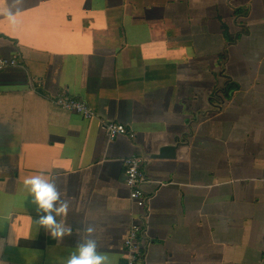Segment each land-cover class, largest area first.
Listing matches in <instances>:
<instances>
[{
    "label": "crops",
    "instance_id": "crops-1",
    "mask_svg": "<svg viewBox=\"0 0 264 264\" xmlns=\"http://www.w3.org/2000/svg\"><path fill=\"white\" fill-rule=\"evenodd\" d=\"M0 56L20 62L0 71V264H66L85 225L122 264L133 222L141 264H264V0H0ZM63 91L98 119L56 105ZM193 103L212 113L175 160L144 166L133 206L124 160L187 132ZM100 119L134 137L109 142ZM38 174L69 203L62 240L36 223L23 180Z\"/></svg>",
    "mask_w": 264,
    "mask_h": 264
},
{
    "label": "built area",
    "instance_id": "built-area-1",
    "mask_svg": "<svg viewBox=\"0 0 264 264\" xmlns=\"http://www.w3.org/2000/svg\"><path fill=\"white\" fill-rule=\"evenodd\" d=\"M20 62L16 58L0 56V71L18 67ZM36 91V89H33ZM54 103L63 110L82 115L86 120L98 119L97 113L83 97L70 96L67 92H61L54 98ZM108 136L109 142H113L119 136L134 135L128 131L125 124L116 121L100 119ZM145 160L142 155H133L124 160L125 184L130 191V201L133 206L145 210L148 204V195L144 187L149 182L144 171ZM145 214V213H144ZM144 215H141L143 218ZM143 225L133 222L130 226L126 241V260L122 264H141L144 261L145 250L141 246Z\"/></svg>",
    "mask_w": 264,
    "mask_h": 264
},
{
    "label": "clouds",
    "instance_id": "clouds-1",
    "mask_svg": "<svg viewBox=\"0 0 264 264\" xmlns=\"http://www.w3.org/2000/svg\"><path fill=\"white\" fill-rule=\"evenodd\" d=\"M23 186L32 197L38 217L36 223L43 227L52 238L59 241L72 234V229L64 223L69 212V203L62 199L54 179H45L43 174L25 177ZM97 229L85 225L82 229L80 242L76 250L66 258V264H112L110 258L98 251V240L94 238Z\"/></svg>",
    "mask_w": 264,
    "mask_h": 264
},
{
    "label": "water",
    "instance_id": "water-1",
    "mask_svg": "<svg viewBox=\"0 0 264 264\" xmlns=\"http://www.w3.org/2000/svg\"><path fill=\"white\" fill-rule=\"evenodd\" d=\"M238 34H236V41L234 44H238ZM229 87L224 84V86L217 90L215 101L217 104L213 106L214 112H222L224 109V105L226 104V94L229 91ZM196 101H194L195 103ZM208 104L211 106L213 104L212 99L207 100ZM192 105H186L184 113L186 114L185 122L187 123L188 131L177 135L173 138L172 142L165 143L163 141L157 142L154 141L150 145V151L145 150V154H142L145 160V167H148L149 161H165V160H175L178 157L179 150L185 145L189 144L188 138L190 136L194 137L195 135V126L199 125L202 118H206L208 116L209 111L205 109H199ZM205 110V111H204ZM212 113V112H211ZM210 114V113H209ZM183 141V142H182ZM165 143V144H163ZM162 168L161 165H158ZM147 214V210H146Z\"/></svg>",
    "mask_w": 264,
    "mask_h": 264
},
{
    "label": "rangeland",
    "instance_id": "rangeland-1",
    "mask_svg": "<svg viewBox=\"0 0 264 264\" xmlns=\"http://www.w3.org/2000/svg\"><path fill=\"white\" fill-rule=\"evenodd\" d=\"M228 66L226 65V68H227ZM251 82V80H247L246 81V86L249 84ZM36 92V91H35ZM226 99H227V102H228V96L226 95ZM227 102H226V104L224 105V111L223 112H226V108H227ZM208 103V102H207ZM217 104V101L216 102H214L210 107V109H212L213 110V106H215ZM205 110H208L209 111V113H211L212 111H210V109L207 107V108H204ZM204 110V111H205ZM208 113V114H209ZM221 127H224V125H222ZM222 232H223V226H222V230H221V234H222ZM230 238H231V244H234V246L238 249V251L241 253V254H245L246 256H248L249 254H250V250L249 249H242V247L240 246V242H241V234L239 233V232H237V233H234V234H231L230 235ZM126 241V240H125ZM125 241H124V248H125ZM140 243H143V240H141L140 241ZM125 260H126V257H125V259H124V261H123V263L125 262Z\"/></svg>",
    "mask_w": 264,
    "mask_h": 264
},
{
    "label": "trees",
    "instance_id": "trees-1",
    "mask_svg": "<svg viewBox=\"0 0 264 264\" xmlns=\"http://www.w3.org/2000/svg\"><path fill=\"white\" fill-rule=\"evenodd\" d=\"M123 263V262H122Z\"/></svg>",
    "mask_w": 264,
    "mask_h": 264
}]
</instances>
